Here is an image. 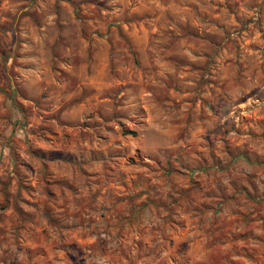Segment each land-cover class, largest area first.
Segmentation results:
<instances>
[{"label":"rangeland","instance_id":"1","mask_svg":"<svg viewBox=\"0 0 264 264\" xmlns=\"http://www.w3.org/2000/svg\"><path fill=\"white\" fill-rule=\"evenodd\" d=\"M0 264H264V0H0Z\"/></svg>","mask_w":264,"mask_h":264}]
</instances>
